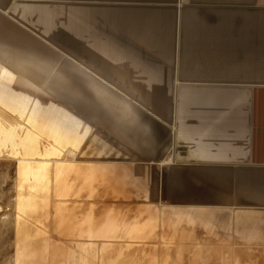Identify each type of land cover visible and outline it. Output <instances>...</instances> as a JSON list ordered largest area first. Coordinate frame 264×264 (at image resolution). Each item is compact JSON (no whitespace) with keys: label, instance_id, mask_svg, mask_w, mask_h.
<instances>
[{"label":"crops","instance_id":"obj_1","mask_svg":"<svg viewBox=\"0 0 264 264\" xmlns=\"http://www.w3.org/2000/svg\"><path fill=\"white\" fill-rule=\"evenodd\" d=\"M111 1H76L67 51L16 24L9 0L0 51L33 54L41 67L24 77L55 83L46 94L101 98L110 134L149 163L152 194L197 208L239 189L264 194V0ZM39 2L24 6L64 15L62 2Z\"/></svg>","mask_w":264,"mask_h":264},{"label":"rangeland","instance_id":"obj_2","mask_svg":"<svg viewBox=\"0 0 264 264\" xmlns=\"http://www.w3.org/2000/svg\"><path fill=\"white\" fill-rule=\"evenodd\" d=\"M39 1L16 0L11 18L70 51L74 18L65 15L77 10V0H57L64 15L47 18L24 6ZM4 51L0 264H264L263 193L239 189L212 208L152 194L148 162L130 159L110 134L101 98L46 94L55 83L24 77L41 67L39 60Z\"/></svg>","mask_w":264,"mask_h":264},{"label":"bare ground","instance_id":"obj_3","mask_svg":"<svg viewBox=\"0 0 264 264\" xmlns=\"http://www.w3.org/2000/svg\"><path fill=\"white\" fill-rule=\"evenodd\" d=\"M116 103H117V105H119V102L116 101ZM21 113L22 114H26L27 113V110H22Z\"/></svg>","mask_w":264,"mask_h":264}]
</instances>
